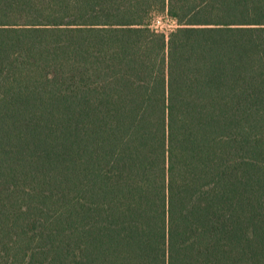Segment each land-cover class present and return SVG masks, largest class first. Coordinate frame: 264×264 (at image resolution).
Masks as SVG:
<instances>
[{
	"label": "trees",
	"instance_id": "16d2710c",
	"mask_svg": "<svg viewBox=\"0 0 264 264\" xmlns=\"http://www.w3.org/2000/svg\"><path fill=\"white\" fill-rule=\"evenodd\" d=\"M0 264H264V0H0Z\"/></svg>",
	"mask_w": 264,
	"mask_h": 264
},
{
	"label": "rangeland",
	"instance_id": "374dc122",
	"mask_svg": "<svg viewBox=\"0 0 264 264\" xmlns=\"http://www.w3.org/2000/svg\"><path fill=\"white\" fill-rule=\"evenodd\" d=\"M161 26H162V29H160L161 31H163L165 33H170L177 27V23L174 22L170 18L163 17Z\"/></svg>",
	"mask_w": 264,
	"mask_h": 264
},
{
	"label": "built area",
	"instance_id": "2783aa9c",
	"mask_svg": "<svg viewBox=\"0 0 264 264\" xmlns=\"http://www.w3.org/2000/svg\"><path fill=\"white\" fill-rule=\"evenodd\" d=\"M162 17L158 18L154 23V28L156 29H162Z\"/></svg>",
	"mask_w": 264,
	"mask_h": 264
}]
</instances>
